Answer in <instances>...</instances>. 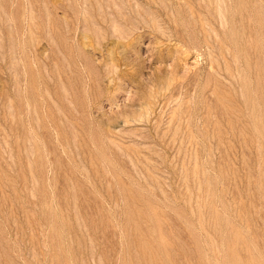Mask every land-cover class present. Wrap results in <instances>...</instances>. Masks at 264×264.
Here are the masks:
<instances>
[{
  "label": "rangeland",
  "instance_id": "rangeland-1",
  "mask_svg": "<svg viewBox=\"0 0 264 264\" xmlns=\"http://www.w3.org/2000/svg\"><path fill=\"white\" fill-rule=\"evenodd\" d=\"M0 264H264V0H0Z\"/></svg>",
  "mask_w": 264,
  "mask_h": 264
}]
</instances>
